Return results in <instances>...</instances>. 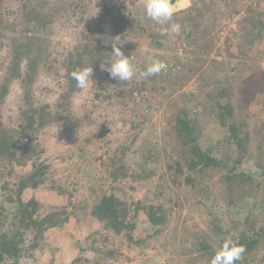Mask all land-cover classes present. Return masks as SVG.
<instances>
[{
  "label": "rangeland",
  "instance_id": "rangeland-1",
  "mask_svg": "<svg viewBox=\"0 0 264 264\" xmlns=\"http://www.w3.org/2000/svg\"><path fill=\"white\" fill-rule=\"evenodd\" d=\"M123 1V8L130 10L132 6L129 0ZM207 1H209L207 2L209 9L213 12H207L204 19H196L197 22L206 21L210 24L208 38L212 41L207 43L211 50L210 54L203 53L204 50L201 52L199 49L197 53L186 52L194 46L189 43L191 40L187 39L182 28L184 23H187L188 27H193L191 26L193 22L189 23L188 20L182 22L185 14L181 11L189 10L192 4L197 8L207 7L203 4V0H183L184 6H180L182 0H176V11L172 17L175 20L170 23L179 24L180 33L178 35L171 33L170 23L163 24V29L170 35L166 40L167 47L151 48L147 38L132 34L123 38L120 47L134 52L132 62L138 73L143 70L138 61L145 57L153 61L156 59L155 56L161 54L163 62L167 65L163 69L164 77L163 80L159 79L158 87L152 91H143L142 94L134 93L132 99L130 98L125 105L118 96L121 87L114 83L115 79L107 71L102 70L101 66L93 70V82H90L86 89L73 94L68 99L62 96L66 91L63 59L76 44L92 41L97 35L95 25L101 9L98 0H86L88 6L84 11L82 8L76 11L66 8L56 12L50 27L43 33L40 32V35L50 42L53 60L49 58L47 66H43L44 64L39 66L31 85L32 101L36 106L50 105L52 110L63 119L65 112L59 104L68 103L72 114L84 120L77 129L63 128L55 121L37 133L38 147L44 149L38 161L50 164L52 169L47 183L53 180L55 184L62 185L64 193L41 187L30 190L25 197L35 195L44 204L42 208L48 211L54 205H67L70 193H74L73 201L79 205L76 215H73L62 229L52 228L47 231L48 240L52 243L55 254L49 249L44 253L37 251L33 257L22 258L21 264H38V262L68 264L79 255H84L89 260L84 264H92L98 259V253L92 249L81 248L91 246L92 240L87 242L85 239L96 230H100L97 234L99 239L95 242L98 247L102 249L115 247L124 253L125 256L120 257L114 264H208L200 258L198 252L192 253L188 250L187 239L193 240V232L199 229L208 231V222L214 216L209 210H213L228 227L232 226L233 221L247 215L256 221L257 226L264 223V174L256 163V157L258 160L260 158L255 156L264 158L262 153L259 154L260 150L264 151V93L258 87L254 92V98H249L252 104L248 106L251 112L250 129L256 128L250 152L254 155L252 154L253 156L248 160L244 159L241 165L243 170L254 175L255 186L251 196L230 203L231 198L225 190V184L220 180V173L211 178L213 196L209 199L197 194L185 183L184 177L180 178L176 185L171 181L167 163L171 153L165 148L166 142L171 140L167 136L169 124L182 106L192 111L202 110L206 95L202 87L201 70L206 69L211 75V81L215 78V80L223 79L228 83L229 79L230 82L236 85L239 83L238 86L244 87L253 74L260 79L264 77V30L256 51L246 54L242 50L251 20L248 9L251 3L254 4V0ZM259 5L257 7L264 9V0ZM192 13L196 14V11ZM84 33H88L91 39H86ZM9 51L7 39L0 38V82L5 76L6 65L10 60ZM196 56L200 57L201 60L198 62L202 64V68L193 71L197 65ZM181 61L183 63H180ZM250 66L252 69L249 68ZM25 67L24 61L22 68ZM134 78L137 83L149 79L139 76ZM257 82L251 85L254 86ZM171 92L173 93L170 94ZM99 93L101 97L98 98L96 94ZM104 94L111 95V98H104ZM234 101L236 103V100ZM148 105L151 108L147 110ZM23 107V90L18 81H13L10 83V92L2 108V119L6 125L17 126ZM139 118L146 119V122L134 128L132 121ZM134 134L137 135L135 141L132 140ZM221 137L222 129L217 123L212 122L205 129L202 141L205 145H209L216 143L218 139L222 140ZM123 144L130 146L127 158L132 170H142L139 166L144 161L140 152L142 148L145 147L147 152L151 149L152 153L156 154L153 159L144 163L145 169L152 171L150 176L145 179L129 177L115 184L111 182L109 157ZM230 149L236 157V148L231 145ZM215 155L220 157L218 152ZM21 169L30 170L31 162L25 167L16 166L18 172H21ZM113 185H116V190L121 196L129 200L148 197L154 202H163L167 207L172 208L169 227L161 236H151L147 248L130 247L122 236L110 234L89 215L93 198L102 191H110ZM69 209L72 210L73 206ZM137 222L136 236L146 237L148 234H153V227L144 212L140 213ZM105 235L109 236L104 243L102 237ZM30 237L29 233L27 239ZM54 255H56L55 260H53ZM192 257L194 260H190ZM247 264H264V251L256 252L253 258L249 257Z\"/></svg>",
  "mask_w": 264,
  "mask_h": 264
},
{
  "label": "trees",
  "instance_id": "trees-1",
  "mask_svg": "<svg viewBox=\"0 0 264 264\" xmlns=\"http://www.w3.org/2000/svg\"><path fill=\"white\" fill-rule=\"evenodd\" d=\"M85 1L0 0V38L7 39L10 49L7 70L0 82V181L2 182L0 184V264H21L22 258L33 257L35 252L44 253L47 249L55 254L54 247L48 240L47 231L52 228L62 229L77 212L79 204L73 201L74 193H70L67 205H54L48 211L42 208L44 204L38 197L31 194L26 198L25 195L30 190L41 187L56 189L57 192L64 193L62 185L55 184L53 180L47 183L52 169H50V164L38 161L44 149L38 147L36 136L38 132L55 121L63 128L77 129L83 123L84 118L74 116L68 103L59 104L65 112L64 119L48 104L34 105L31 85L39 66L41 64L47 66L49 58L53 60L50 42L44 39L40 32L43 33L50 27L56 12H61L66 8L75 11L79 8L86 10L88 5ZM98 1L101 9L95 25L97 35L92 38V41L76 44L63 59L66 91L62 96L65 99L81 91L76 87V81L71 78V72L89 66H92L94 70L101 64H106L107 59L112 58V42L121 43L125 36L132 34L147 38L151 48L167 47L166 40L170 35L163 29V24L156 23L146 16L145 0H129L132 6L130 10L123 8V0ZM236 1L246 2V0H233V2ZM262 1L254 0V4L251 3V7H248L251 20L248 24L249 32L243 41L245 45L242 47L246 54L256 51L261 43L264 30V9H260L257 5ZM207 2L209 3L203 0V4L207 7L197 8L192 4L189 10L181 11L185 14L182 22L187 20L190 21L189 23L193 22L191 26L194 27V29L188 27L187 23L182 25L187 39L191 40L189 43L194 46L186 52L197 53L198 49L201 52L204 50L203 53L210 54L211 52L207 44L212 41L208 38L210 24L204 20L203 23L197 22L196 19H204L207 12H213L209 9ZM194 10L196 14L192 13ZM174 20L172 18L171 22ZM84 37L91 39L88 33H84ZM120 48L125 55L134 58V52ZM162 57L161 54L155 56L156 59L164 61ZM195 58L197 65L193 71H198L202 68V64L198 62L201 59L198 56ZM24 61L25 69L22 68ZM138 62L144 70L152 61L145 57ZM249 68L252 69V66ZM206 74L208 76H205ZM163 77L162 70L158 75L142 80L141 83H137L135 78L128 82L115 79L114 83L121 87L118 96L125 105L130 98L132 99L134 93L142 94L143 91H152L158 87L159 79L163 80ZM201 78L206 95L202 110L192 111L182 106L169 124L167 136L171 140L166 142L165 148L168 153H171L170 160L167 162L171 181L176 185L178 180L184 177L185 183L190 185L197 194L209 199L213 196L211 178L220 173V180L225 184V190L232 203L244 199L245 196L249 197L254 192V175L243 170L241 165L244 159L248 160L254 155L250 152L256 128L250 129L251 112L248 106L252 104L251 99L254 98L257 87L264 93V77L260 79L253 74L246 87L238 86L239 83L236 85L229 79L228 83H225L223 79L215 80V78L211 81V75L206 69L201 70ZM13 81L20 83L24 101L19 122L15 127L6 125L2 119L3 103L10 92V83ZM254 82L257 84L251 85ZM99 86L104 88L102 84ZM96 96L99 98L101 94H96ZM110 96L104 94L106 99L111 98ZM249 98H251L250 101ZM149 108L151 107L148 105L146 109ZM144 122L146 119L139 118L133 120L132 125L134 128L140 127ZM212 122L217 123L222 129V140L218 139L216 143L205 145L202 138L205 135V129ZM132 138L135 141L137 135L134 134ZM231 145L236 148V157L230 149ZM129 149L130 146L127 144L120 145L109 157V177L114 184L129 177L145 179L151 175V169L146 170L144 163L153 159L156 154L152 153L151 149L147 152L145 147L142 148L140 152L144 161L139 165L142 170H132L127 158ZM216 152L220 154V157L215 155ZM261 153L264 155L263 150H260L259 154ZM255 156L260 158L258 160L256 157V163L261 173L264 174V158L259 155ZM29 162H31L30 170L21 169V172L16 170V166L25 167ZM116 188V185H113L110 191H102L96 198H93L94 202L90 205L89 215L110 234L122 236L130 247L147 248L151 236H161L169 227L172 208L167 207L163 202H154L148 197L129 200L121 196ZM71 206H73L72 210L69 209ZM141 212L145 213L153 227V234H148L146 237L135 234ZM209 212L214 216L208 222V231L199 229L193 232V240L187 239L190 252H198L200 258L210 264L212 257L223 243L231 239L232 242L239 241L245 248V252L236 264H247L249 257L253 258L256 252L264 251V223L257 226L256 221L247 215L233 221L232 226L228 227L213 210ZM29 233L31 237L27 239ZM99 233L100 230H96L87 235L85 241L92 240L91 246L81 248L92 249L98 253V259H95L92 264H114L120 257L125 256L119 248L102 249L98 247L95 242L99 239L97 237ZM108 236L102 237L104 243ZM55 257L56 255L53 256V260L56 259ZM190 260H194V257ZM87 261L89 260L84 255H79L68 264H84Z\"/></svg>",
  "mask_w": 264,
  "mask_h": 264
},
{
  "label": "clouds",
  "instance_id": "clouds-1",
  "mask_svg": "<svg viewBox=\"0 0 264 264\" xmlns=\"http://www.w3.org/2000/svg\"><path fill=\"white\" fill-rule=\"evenodd\" d=\"M180 6H184L183 0ZM145 14L148 18L159 24L170 23L176 11V0H145ZM170 31L174 34L180 33V25L177 23H170ZM122 43L112 42V58L107 59L106 64H101V68L107 71L110 76L119 81H132L134 77L147 79L149 77L158 75L167 65L158 59H154L149 63L144 70L137 72L136 67L132 62V58L125 55L118 46ZM93 68L92 66L78 68L71 72V78L76 81L78 89H86L92 80ZM245 248L235 244L231 239H227L221 248L212 257L210 264H236L241 259Z\"/></svg>",
  "mask_w": 264,
  "mask_h": 264
},
{
  "label": "water",
  "instance_id": "water-1",
  "mask_svg": "<svg viewBox=\"0 0 264 264\" xmlns=\"http://www.w3.org/2000/svg\"><path fill=\"white\" fill-rule=\"evenodd\" d=\"M172 3H175V0H172ZM233 243H235V244H238V245L242 246V245H241V243H240L239 241H237V242H233Z\"/></svg>",
  "mask_w": 264,
  "mask_h": 264
},
{
  "label": "built area",
  "instance_id": "built-area-1",
  "mask_svg": "<svg viewBox=\"0 0 264 264\" xmlns=\"http://www.w3.org/2000/svg\"><path fill=\"white\" fill-rule=\"evenodd\" d=\"M246 1H248V0H246Z\"/></svg>",
  "mask_w": 264,
  "mask_h": 264
}]
</instances>
